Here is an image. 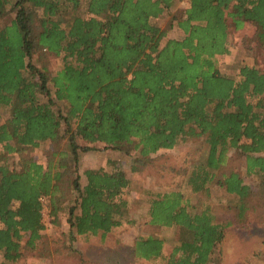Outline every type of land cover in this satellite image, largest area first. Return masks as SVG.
<instances>
[{
	"label": "trees",
	"instance_id": "1",
	"mask_svg": "<svg viewBox=\"0 0 264 264\" xmlns=\"http://www.w3.org/2000/svg\"><path fill=\"white\" fill-rule=\"evenodd\" d=\"M171 1L0 0V264H18L38 245L48 256L41 196L54 223L68 207L70 242L121 225L132 180L116 164L119 152L136 171L160 149L203 139L187 185L210 195L219 177L244 208L254 190L225 167L233 150L247 173L264 176V68L244 64L231 76L218 58L246 23L264 51V0H189L181 38L152 21ZM47 54L62 67L52 71ZM43 144L46 163L29 154ZM87 151L115 169L88 168L83 183ZM151 196L145 222L178 226L179 237L166 256L164 239L141 234L133 253L213 264L224 238L214 206L198 211L180 188Z\"/></svg>",
	"mask_w": 264,
	"mask_h": 264
},
{
	"label": "rangeland",
	"instance_id": "2",
	"mask_svg": "<svg viewBox=\"0 0 264 264\" xmlns=\"http://www.w3.org/2000/svg\"><path fill=\"white\" fill-rule=\"evenodd\" d=\"M188 3L189 0H172L170 6L152 21L167 29L170 37L181 38L184 31L178 23L185 16ZM11 17L7 16L5 20ZM254 32L255 27L250 23L230 32V53L218 58V68L222 73L234 76L244 64L264 68V51L253 38ZM47 55L42 59L45 58L52 71L64 64L62 57ZM37 57L38 54L35 61L40 65ZM46 151L47 145L43 144L30 150L29 154L39 162L46 163ZM204 152V140L191 138L173 148H163L145 157L144 163L136 171L132 170L130 157L119 152L114 156L116 164L126 170L132 180L124 193L129 204L123 216V223L113 228L106 236L100 233L95 236L77 235L76 239L70 242L68 207L65 206L60 211L59 223H54L47 197L46 207L43 205V219L46 224V236L43 241L46 247L49 245L50 252L45 257L40 255L42 246L38 245L34 250L26 251L18 264H166L164 257H138L133 253V248L141 234L152 233L164 239V255L167 256L172 251L179 237L178 226H151L145 222V211L151 195L175 188H180L186 198L196 205L198 211L207 206H214L217 221L223 225L224 238L214 255L213 264H264V176L247 173L245 160L239 152L232 150L227 157L226 170L239 171L245 183L254 190L242 201V204L245 203L244 208H241V200L228 193L223 184H219V177L211 183L210 195L203 191L194 192L187 185V179L194 163ZM101 166L110 170L115 169L116 165L108 164L106 157L99 156L96 151L85 152L80 166L83 183L87 182L86 169ZM223 169H219V173Z\"/></svg>",
	"mask_w": 264,
	"mask_h": 264
},
{
	"label": "built area",
	"instance_id": "3",
	"mask_svg": "<svg viewBox=\"0 0 264 264\" xmlns=\"http://www.w3.org/2000/svg\"><path fill=\"white\" fill-rule=\"evenodd\" d=\"M41 201H42V204L46 207V202H47V197L46 196H41Z\"/></svg>",
	"mask_w": 264,
	"mask_h": 264
},
{
	"label": "crops",
	"instance_id": "4",
	"mask_svg": "<svg viewBox=\"0 0 264 264\" xmlns=\"http://www.w3.org/2000/svg\"><path fill=\"white\" fill-rule=\"evenodd\" d=\"M190 6V2L188 3V7ZM160 16V15H159ZM101 234V233H100Z\"/></svg>",
	"mask_w": 264,
	"mask_h": 264
}]
</instances>
